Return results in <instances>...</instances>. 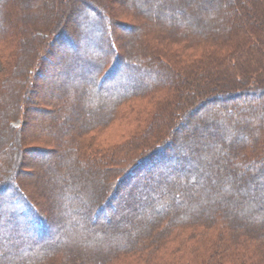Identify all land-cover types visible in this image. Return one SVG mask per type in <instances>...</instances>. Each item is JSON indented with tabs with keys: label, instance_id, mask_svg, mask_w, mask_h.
Segmentation results:
<instances>
[{
	"label": "trees",
	"instance_id": "trees-1",
	"mask_svg": "<svg viewBox=\"0 0 264 264\" xmlns=\"http://www.w3.org/2000/svg\"><path fill=\"white\" fill-rule=\"evenodd\" d=\"M105 1L110 18L93 0H0V28L7 30L0 46L10 45L0 54V264H264V0H204L192 16L196 25L178 22L176 13H184L170 4L135 1L151 18L126 11V0ZM202 13L220 25L211 35ZM122 14L137 25L116 20ZM76 19L84 28L77 43L68 34ZM117 25L132 33V42L123 41L126 53ZM188 50L196 56L180 59ZM71 60L77 63L66 68ZM131 72L147 81L127 88ZM213 105L220 107L209 121L190 125V114ZM57 113L67 120L57 129L61 151L28 149L37 140L26 137L29 120H56ZM119 119L131 129L126 143L96 148L97 136ZM44 132L39 139L53 144L54 134ZM31 155L56 157L58 172L45 165L59 175L44 183L50 208L19 182ZM239 165L260 181L250 205ZM158 174L164 177L155 180ZM176 174L190 176L192 185L173 181ZM60 201L78 211L59 209ZM98 216L110 226L93 223Z\"/></svg>",
	"mask_w": 264,
	"mask_h": 264
},
{
	"label": "rangeland",
	"instance_id": "rangeland-1",
	"mask_svg": "<svg viewBox=\"0 0 264 264\" xmlns=\"http://www.w3.org/2000/svg\"><path fill=\"white\" fill-rule=\"evenodd\" d=\"M93 1L96 2L97 4H100V6L102 8L101 10H102L103 14L106 15L108 18H110L109 14H107L108 6H109L108 2L105 1V0H93ZM135 1L137 2V0H126V4H125L126 6L124 5V8H127L126 11H128V10L131 11V9H135V10L141 12L142 14H146V15L148 14L151 18L154 17V15L152 13H151V15L148 13L149 12V8L148 7H143V8L138 9V7L134 6L135 5ZM47 2H48V0H47ZM151 2L154 5H157V4H163V5L164 4H170V5L174 6V7L180 8L185 15L184 14L182 15L180 12L179 13H176L175 19L178 22L183 23V24L188 23V24H194V25H196V24H195V21H194V19H193L192 16L201 13L200 12V6L201 5L202 6H205V3H204L205 1L204 0H195V4L193 3L191 5L190 4L189 5H186L183 0H156V2H155V0H151ZM36 6H38L40 8L39 4H37ZM120 6H122V5H119V7ZM50 7L51 6H49V7L47 6V10L49 9V11H50ZM2 8H3V5L0 4V11L2 10ZM224 8H225V6H224ZM170 13L171 12H168L167 11L165 14L166 15H170ZM87 14H89L91 16H94L89 11H87ZM123 14H125V12ZM200 15H201L200 16L201 19L203 21H205L206 24H207V26H208L207 30H205L204 33H207V34H210L211 35L214 31H217V29L220 28V25H219V27H216V25H218V24H217V21L215 20L216 18L214 16V14H212L213 16L210 15L209 17L206 16V15H204L203 13L200 14ZM124 16L125 15H123V16H117L116 20H119V21H122V22H126L128 25H130L132 27H135L137 25L138 22H134L130 18H127V17H124ZM222 17L224 18V16H222ZM220 18H221V16H220ZM38 21L43 22L44 20L41 19V20H38ZM81 21H83V20L82 19H79V21H78V19H76L75 22L77 23V25H75V27H70V31L68 32V34L70 35L69 36V39H72V41H74L76 43L78 41L79 35L84 31L83 30L84 28L78 26V22H81ZM117 26L114 27L115 32H116V36H117V34H118V36L119 35L121 36V37H116L117 38V42L119 44L121 43V45H122V47H121L122 48V51H123V53H126L127 52V49H126V47H124V45H123L124 42L123 41L124 40L130 41V39H128V38L132 35V33L130 31H124V30H122V28L119 27L120 25H117ZM193 27L195 28V26H193ZM180 29L181 28H179V30ZM3 31L6 32L7 30H4V29H1L0 28V34L4 33ZM100 32H101L100 33V35H101L100 36L101 37V41L103 42V40L106 38V35H105L106 33H104L105 32L104 30L103 31H100ZM130 42H132V41H130ZM9 46H10L9 44H7V46H0V54L2 53L3 54L2 55L3 57L6 54H9L10 53V48H8ZM70 54H71V52L70 53H67L66 58H68L69 56H71ZM101 54H103V53H98V54H94V55L93 54L91 55V53L89 55H85V53H84V54H82V57L83 58H88V57L89 58H97V57H100ZM193 54H194V52H192L191 50H188V53L185 52V54H182L181 56H179V58L182 59L184 56H187V55L188 56H196V55H193ZM72 56H74V55H72ZM72 56L70 57V59L72 58ZM2 60H5V59H2ZM75 62L77 63V61H75V60L74 61H72V60L69 61V63L66 65V68H69ZM152 69L155 72H158L159 71V69L156 68V67H153ZM144 76H142V75H140L138 73H135V72H131L130 73L129 81H125L123 83V85H126L127 88H134L141 81H144V82L147 81V79L145 80V77ZM57 78L55 79V81H56L57 84L62 83L63 80H64L63 78H59V76ZM88 78L90 79L91 76L88 77ZM48 79H46V81ZM151 81H154V80H151ZM82 83L87 84V86L89 87L88 81H85L84 80ZM85 84H81L80 83L79 84L80 85L79 87H81V86L84 87ZM37 94H41V92H39ZM56 94H57V96H62V95H64V92L62 90H59V91H57ZM54 104H57V102H54ZM74 106H75V108H79V106L77 104L74 105ZM218 106L220 107V105H217V106H214L213 105L211 107H208L203 112L199 113V115H197L196 117H194L190 121V125H192V127L193 126L198 127L201 122H207V121H209V119H210L208 117L209 113L210 112H214V110L216 108H218ZM89 109L91 111H92V109H94V111L96 110V112H98V109L96 108V106H94V107L92 106ZM219 111H220V109H219ZM55 112H57V111H54V113ZM129 112H128V114H129ZM68 115L70 117L69 119H71L72 121H74L75 119H77L76 113L75 114H72V116H70V112H68L67 113V117H68ZM132 118H133V116H132ZM40 121H42L43 123L40 124ZM65 121H67L66 118H65V114L59 115V113L56 114V120H53L51 117H41V116L40 117L37 116L33 120L30 119L29 122H28V127H27L29 129V132L27 133V136L26 137H28L27 139L30 138L31 140H33L34 138H36L37 140L31 141L30 143H28L27 144V148L28 149H34V148L35 149H42L43 148L42 150H44V149L45 150H49V151L54 150L56 153L57 152H60L62 148H59L60 147L59 146L60 137H59V133H58L57 129L59 130V128L62 127V125H63V123ZM75 121H77V120H75ZM127 124H128V122H126L124 120H120V119L119 120H116L113 124H111L109 127H107V129L105 130V132H103L99 136H97L96 140L94 141V144H95L94 146L96 148L98 146L100 149H105V150H107V152L109 151L107 149L109 147L119 148L121 145H123L124 143H126L127 138H128L127 137L128 136V133L131 130L130 127L127 126ZM190 125L188 127H191ZM41 126H43V127L41 128ZM174 127L175 126H173V129H174ZM188 129L191 130L190 128H188ZM46 130H49V133L50 134H54L53 135L54 136V139H53L54 142H53V144H51V143L50 144H47V143L44 142L43 139H39V138L45 137L42 134H44L45 133L44 131H46ZM170 132L167 133L166 136H168L170 134ZM49 133L46 134V136H50L51 137L52 135H50ZM202 134L203 133L200 132L198 136H202ZM2 136L4 138L5 137L8 138V140H9L8 143L11 142L10 139H9V136L7 135V132L4 131V133L2 134ZM50 137L47 138V139H51ZM190 139H192L193 142H195L196 140L198 141L197 135L190 137ZM188 142L191 143V140L188 141ZM191 144H193V143H191ZM182 145H183V143H182ZM224 145L227 146L228 145V142L227 143L224 142ZM19 146H20V141H19V143H16L14 145V147H17V148ZM1 147H2L1 148L2 149V152L4 154H7L8 151H9V149H10L9 148V145L4 144ZM100 149H98V151H97L94 148V152L97 151V153L99 155L101 153V150ZM33 156L34 155H31L30 157H26L25 159H23V161L27 162L28 165H25L24 166V172H26V173H24L23 175L22 174L19 175V182L23 185V187H24L25 190H27L29 193L32 194L31 197H35V200H38L40 203H42L45 206H47L48 208H50L51 204H53V202L51 200L52 196H51L50 190L48 192V189L45 188L44 183L47 181V182H49V184H51L52 183L51 180L53 178L54 179H59L58 178L59 175L57 176V174L56 175H53L51 173L52 171H54V169L58 172V168H55L54 167V166H56V160H55L56 157H55V155H48V156L37 157V158H34ZM66 158H69V156H67ZM1 163L2 162H0V166L2 165ZM60 163H61V161H60ZM46 164H50L51 166L54 167V169L48 171V173H47V170H46V167H45ZM17 165H15V167ZM12 166H13V164H12ZM255 166L257 167V165H255ZM238 167L240 168V170L239 169H236V173L239 174V175H241V176H243L244 177V180L246 182H249L248 184L250 185V186L248 185L249 186L248 189H250L249 190L250 191V196H249L248 201H247V203H249L248 205H250V203H252L251 201L254 199L253 191L256 190V188L258 187V185L255 184L254 182H258V179H254V180L251 179V177L253 175H255L254 174L255 173L254 171H251L250 169L249 170L248 169H245V166L244 165L243 166L242 165H239ZM153 173L154 172H152L151 174H153ZM162 177H164V175L158 174L154 179L155 180H158V179H160ZM177 179H179V182H180L179 184L180 185H183V186H186V184L188 186L189 185H192L191 184L192 181H191V177L190 176H186V175H182V174H176L175 177L172 180L173 181H176ZM184 179H186V180H184ZM58 183L60 184L59 181H58ZM258 183H260V181ZM215 187H217V186H215ZM259 188H261V187H259ZM93 189L95 191H98V187L97 186H95L94 188H92V190ZM102 190H103V188H101V190H100L101 192H98L96 194L98 197L100 196L99 194L102 193ZM152 192H153V189H151L149 193H152ZM81 193H82V191H81ZM242 193H243L242 197H245L246 198L245 192H242ZM135 194H136L135 196L137 197V193H135ZM225 199L228 202H230L232 200H235L234 198L228 197V196L225 197ZM222 201L219 200L218 203H219L220 208L224 209L225 206H223V205H225V203H223ZM255 201H257V200L255 199ZM56 205L58 206L59 209H61V207L63 208V206H64L63 209H66L67 213H69V212L71 213V212H74V211H78L77 210L78 209L77 208L78 205H76V204H71V205L70 204L69 205L67 204V205H65V203L63 201H60V202H57ZM159 209L160 208L158 207L155 210L156 211H161ZM246 209H247V205L244 206V207H242V209H241L242 210V213H245ZM129 211H130V209L127 208L126 211H124L123 214L125 215ZM248 212H250V211H248ZM123 214H121V216ZM142 215H143L142 212L140 214H138V216H142ZM145 215H146V213H145ZM145 215H143V217ZM61 216H63V215H61ZM104 216H98L97 219H96V221L95 220H92V222L95 223V224H98V226H100V225L110 226V224L105 221V217ZM121 216L119 218H118V215L115 216V219H113V221L119 220L121 218ZM57 218H59V217L57 216ZM84 220H85L84 218H80V222H83ZM238 220H240L241 222H243L244 221V218L238 216ZM1 235L2 236L3 235L5 236V233H3V232L0 233V239L4 237V236L2 237ZM57 235L58 234L56 233V236H55L56 238L58 237ZM69 237H70V235H69ZM72 237L73 236H71L70 239ZM3 251L4 250H2L0 248V252L5 253ZM12 251L13 250H10V252H12Z\"/></svg>",
	"mask_w": 264,
	"mask_h": 264
},
{
	"label": "bare ground",
	"instance_id": "bare-ground-1",
	"mask_svg": "<svg viewBox=\"0 0 264 264\" xmlns=\"http://www.w3.org/2000/svg\"><path fill=\"white\" fill-rule=\"evenodd\" d=\"M200 111H201V110L199 109L198 111L194 112L193 114H190L191 117H189V123H190V121H191L194 117H196L197 115H199ZM184 129H185V128H184ZM184 129H182L181 131H184ZM181 131H179L178 133H181Z\"/></svg>",
	"mask_w": 264,
	"mask_h": 264
}]
</instances>
